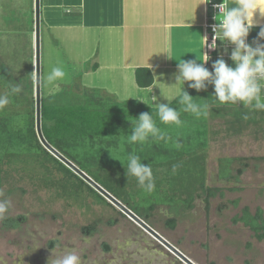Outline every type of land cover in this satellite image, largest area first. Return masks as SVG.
<instances>
[{
  "label": "rangeland",
  "instance_id": "374dc122",
  "mask_svg": "<svg viewBox=\"0 0 264 264\" xmlns=\"http://www.w3.org/2000/svg\"><path fill=\"white\" fill-rule=\"evenodd\" d=\"M17 43L14 51L18 54L10 57L14 71L5 74L0 67V81H17L35 102V73L21 63L26 42L17 39ZM48 51L40 55L41 98L45 91H53L44 84L53 67L66 72L57 83L70 91L71 84H76L72 79L76 67L60 57V51ZM94 59L81 72L91 71ZM62 94L65 98V91ZM73 98L71 104L80 103L78 96ZM217 131L213 147L204 154V183L221 189L223 196L210 198L207 204L195 197L192 208L180 210L177 217L168 206H158L147 222L141 219L190 263L117 207L96 203L87 188L53 160L32 156L13 157L3 167L0 190L4 197L0 199H9L11 206L0 219V264H48L51 253L54 259L69 249L80 256V264H264V241L254 239L241 223L232 222L244 207L251 213L261 208L264 217V122L241 133L222 127ZM222 158L238 159L231 166L229 180H220L218 175ZM236 199L239 202L234 206L231 202ZM172 218L174 228L167 224Z\"/></svg>",
  "mask_w": 264,
  "mask_h": 264
},
{
  "label": "crops",
  "instance_id": "0c3cea01",
  "mask_svg": "<svg viewBox=\"0 0 264 264\" xmlns=\"http://www.w3.org/2000/svg\"><path fill=\"white\" fill-rule=\"evenodd\" d=\"M228 2L233 4L235 0ZM38 8L39 63L40 55L42 58V55L49 54L48 49L54 48L60 51V57L76 67L72 75L76 84L70 86L72 92L64 84L58 83L65 88L58 92L59 96L45 91L48 103L71 104L76 100L73 97L78 96L79 104L89 97L101 102L114 98L120 102H139L154 110H157L159 103L170 102L173 108L179 109L175 99L179 86L174 84V75L181 59L197 58L202 61L203 52H206L210 60L205 67L210 71L212 62L221 55L228 64L232 63L224 51L223 44L226 42L219 41L217 49L211 53L207 52L206 47L203 49L202 36H206L207 23L206 0H38ZM260 27H264V19H260L259 26L249 33V43L256 38ZM20 32L25 33L23 37ZM17 39L26 42L23 56L20 55L21 63L33 70L34 74L35 0H0L2 73L14 71L11 58L18 54L14 51L19 46ZM227 47L230 52L231 46ZM93 59L98 65L96 70L81 72L83 65ZM138 67L151 71L153 84L150 87L139 88L136 85L134 72ZM183 87L191 96L197 93L187 90V82ZM46 88L50 89L51 86ZM0 89L5 92V85H0ZM62 91H65L68 99L62 98ZM207 104L210 106L209 114L202 117L205 146L200 147L201 143L196 137L197 118L182 112L180 119L183 123L180 127L167 125L170 130L166 127L161 129L166 135L162 140H155L159 146L158 154H163L159 150L165 139L169 140L167 144H171L170 148H176L179 144V151L184 154H207L213 147L214 135L219 134L217 130L222 127L230 131L228 126L233 118L229 114L230 105Z\"/></svg>",
  "mask_w": 264,
  "mask_h": 264
},
{
  "label": "trees",
  "instance_id": "16d2710c",
  "mask_svg": "<svg viewBox=\"0 0 264 264\" xmlns=\"http://www.w3.org/2000/svg\"><path fill=\"white\" fill-rule=\"evenodd\" d=\"M97 66L94 62L90 69L96 70ZM134 78L139 88H148L153 84V76L148 68H136ZM14 82L1 80L0 85H5V92H7L9 85H16L17 81ZM211 90L212 86H208L207 91L194 93L197 103L217 105L210 95ZM5 92L1 91L0 94ZM229 105V114L233 118L228 127L236 133H241L249 126H257L260 122H264V111ZM156 111L139 102H120L114 98L101 102L89 97L81 104H59L48 103L42 97L41 132L50 146L145 222L158 206H168L177 217L180 210L185 211L192 208L195 197H202L206 204L210 198L222 197L221 189L205 186L204 154H184L177 147L171 146L170 148L171 144H167L169 141L167 139L163 140V145L159 150L163 151V154H158L159 146L155 140H149L144 144L125 143V134L131 132L130 121L144 112L152 113L160 129L166 127L170 130L169 126H164L159 122ZM245 116L247 119L244 118ZM257 116H260V120ZM196 121L195 128L198 129L196 137L201 143L200 147H204L203 118ZM129 152L139 155L142 163L151 166L155 182V190L152 193L142 191L135 178L126 177V156ZM32 156L42 157L45 161L47 158L53 160L62 171L79 180L96 203L110 205L87 183L44 149L35 132L33 96L29 92L21 91L12 96L9 105L0 111V188L3 167L11 161V158ZM117 159L122 161L125 169ZM237 161L236 158L219 160L220 180L230 179L231 166ZM238 202L239 200L236 199L231 204L237 206ZM175 218L167 220L171 228H174ZM232 222L241 223L252 232L254 239L259 242L264 241V217L261 208H256L255 212L251 213L248 207H244L232 218Z\"/></svg>",
  "mask_w": 264,
  "mask_h": 264
},
{
  "label": "clouds",
  "instance_id": "9594fccd",
  "mask_svg": "<svg viewBox=\"0 0 264 264\" xmlns=\"http://www.w3.org/2000/svg\"><path fill=\"white\" fill-rule=\"evenodd\" d=\"M209 2L210 0L206 3ZM213 7L219 10L218 14L213 17L217 23L212 26L211 43H208L207 36H202L203 49L205 47L217 49V40L226 42L223 44L225 45L224 51L232 63L228 64L221 55L212 62L210 71L205 67L210 60L206 52H203L202 61L197 58L181 59L177 63L178 71L174 75V84L179 86L178 96L175 99L180 107L179 109L173 108L170 102L157 105L156 117L163 125L180 127L183 123L180 119L182 112L189 113L197 119L208 116L210 106L207 103H197L184 90L183 86L186 82L189 89H194L198 93L207 91L208 86H212L213 92L210 95L218 106L232 104L264 111V27H260L256 38L251 43L247 41L251 30L259 26L260 19H264V0H235L233 4H229L228 0H222ZM227 46H231L230 52ZM65 76L66 72L63 68H52L46 77L47 84L53 89L50 95H55L60 90L57 81H62ZM20 92L19 86L9 85L8 91L0 94V111L9 105L12 96ZM244 118L247 119V116ZM130 129V134H125L127 144H144L149 140H162L166 135L158 127L152 113L148 112L141 113L138 118L130 121ZM176 147L179 148V144ZM117 160L124 167L122 161ZM125 175L135 178L142 191L150 194L155 190L151 166L142 163L140 156L134 152H129L126 156ZM0 197H4L2 190H0ZM10 206L9 199H0V219ZM50 257L48 264H80V256L74 249H69L54 259Z\"/></svg>",
  "mask_w": 264,
  "mask_h": 264
},
{
  "label": "water",
  "instance_id": "95a60500",
  "mask_svg": "<svg viewBox=\"0 0 264 264\" xmlns=\"http://www.w3.org/2000/svg\"><path fill=\"white\" fill-rule=\"evenodd\" d=\"M39 8H38V0H35V132L37 138L44 149L50 153L54 158L60 161L63 165H65L68 169H70L75 175H77L80 179H82L85 183H87L92 189H94L99 195H101L108 203L117 207L124 215L128 216L132 221L137 223L144 230L148 231L155 238L159 239L165 246L171 249L174 253H176L179 257L185 260L187 263H190L186 258H184L181 254H179L176 250H174L170 245H168L162 238H160L155 232H153L148 226L132 211H130L125 205H123L120 201H118L114 196H112L109 192H107L103 187H101L98 183L92 180L87 174L81 171L74 163L60 154L55 148L50 146L42 136L41 132V120H40V104H41V96H40V63H39Z\"/></svg>",
  "mask_w": 264,
  "mask_h": 264
},
{
  "label": "built area",
  "instance_id": "2783aa9c",
  "mask_svg": "<svg viewBox=\"0 0 264 264\" xmlns=\"http://www.w3.org/2000/svg\"><path fill=\"white\" fill-rule=\"evenodd\" d=\"M206 2H208V0H206ZM222 2V0H210L209 3H206V10H207V23H206V36L208 38V43L212 42V37H213V31H212V26L214 24L217 23V21H215L213 19L214 15L218 14L219 10L214 8L213 5L214 4H218ZM218 42L219 40L216 41L217 46H218ZM207 52L211 53L214 50L213 49H208L206 47Z\"/></svg>",
  "mask_w": 264,
  "mask_h": 264
}]
</instances>
